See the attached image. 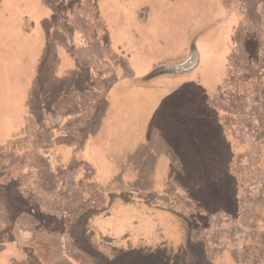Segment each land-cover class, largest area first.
<instances>
[{
    "label": "rangeland",
    "instance_id": "rangeland-1",
    "mask_svg": "<svg viewBox=\"0 0 264 264\" xmlns=\"http://www.w3.org/2000/svg\"><path fill=\"white\" fill-rule=\"evenodd\" d=\"M78 1L84 0H0V264H93L69 234L60 232L58 221L75 222L89 209L80 229L85 250L94 253L98 248L116 264H135L134 257L126 256L135 253L137 228L156 221L154 214L143 218L140 211L164 209L150 202L158 187L172 205L194 216L200 208L189 196L196 195L198 202L206 189L210 196L201 206L208 211L204 222L208 235L216 239L220 229L226 230L220 236L223 243L237 245L242 259L252 255V247H260L255 264H264V230L257 231L264 222L259 221L264 219V155L253 147L263 138L259 150L264 152V55L255 72L228 74L222 88L213 92L209 88L213 66L215 76L220 60L235 51L232 20H225L221 30L218 23L225 16L219 9L221 0H86L93 9L94 26V33L86 37L99 41V61L106 59L108 65L104 71L108 95L96 121L93 113L87 118L88 86L79 83L65 89L46 70L60 64L59 56L71 43L72 30L61 25V16ZM244 3L241 7L234 2L231 12L241 13L240 24L250 16L254 24H245L261 37L264 1L253 12L249 1ZM36 32L44 41L42 51L35 52L48 57L41 55L37 68L32 66L28 73L21 66L24 46L33 45L28 41L39 35ZM243 39L241 34V55ZM262 42L246 41L249 54L256 46L264 52ZM122 53L129 71L124 70ZM237 62L239 69H247L245 56ZM197 70L203 72L191 74ZM173 75L202 80L197 84ZM56 77L66 80L65 74L57 72ZM206 98H211L207 106ZM220 116L222 130L215 121ZM185 117L203 118L195 127L208 136H191L190 148L196 154L189 158L194 165L200 162L202 170L194 168L186 177L183 171L174 177L168 172L171 179L156 164L135 162L136 151L138 158L143 157L147 147L152 154L161 148L188 151L189 140L177 138V132L189 129ZM161 129L169 146L153 140ZM62 146H72L75 152L61 153ZM174 161L178 163L177 158ZM235 165L238 171L232 170ZM231 170L239 178L237 187L231 185ZM250 175L251 181L243 186L242 180ZM141 182L151 184L148 198L141 196ZM214 182L221 185L220 191L212 192ZM234 204L240 207L238 218L220 209L230 210ZM160 219L158 227L178 225L169 217ZM19 238L21 248L15 245Z\"/></svg>",
    "mask_w": 264,
    "mask_h": 264
},
{
    "label": "crops",
    "instance_id": "crops-1",
    "mask_svg": "<svg viewBox=\"0 0 264 264\" xmlns=\"http://www.w3.org/2000/svg\"><path fill=\"white\" fill-rule=\"evenodd\" d=\"M244 1H249V4L251 6L250 8L252 9V12H253V10H256V11L258 10L257 9L258 6H261L260 3L263 2L264 0H237V1H233V3L236 2L238 5L242 7V5L245 4ZM233 3H232V0L231 2L228 0H221L219 9L222 11L225 10L224 12L225 16L220 17L218 23L220 24V30H221V28L224 25H227V21L225 20H228V19L232 20L230 22L231 25H235V29L232 30V39L234 41L235 51H232L225 58L220 60V62L217 65V70L219 71V73H217L215 76H214V66H213L212 68L213 73L211 71L213 75L211 76L212 83L209 86V88L212 91H217L222 88L220 86L223 83H225L226 77L228 74H233V73L238 74L240 72H248V73L255 72V70L259 66V59L262 58V56L264 55V52L260 51V48L257 49V46H256V50L252 49L251 50L252 54H249L250 52L247 50V43L245 44V42L247 41V42H252L255 44L258 41H263L262 43H264V31L261 37H258L259 39L255 37L253 33H251L252 29L247 27L248 26L247 24L249 23L254 24V22L250 19V16L249 18H247V20H245V21H248L247 24H245V21L240 24L239 14L241 13H239L236 10V8L234 9L236 10L234 11V13L231 12ZM72 5L73 6L71 8L70 7L68 8V10L66 11V14L61 16L62 18L61 25H64V26L67 25L72 30L71 31V37H72L71 43L65 49L66 52L62 53L63 57L58 55L60 57V64L58 61V63L55 66L56 69L53 72H55L56 76H57V72L59 74L68 75V73H73V72L75 73L78 69H81L83 70L82 72L87 73L86 74L87 80L85 81V83H83L88 86L87 89H88V92H90L87 96V103H90V110L87 111V118H88V115H92L93 113L94 115H96V121H97L98 116H99L98 111H100V107L103 105L104 97L108 95V89H109L107 88L108 84L104 83V80L107 81L108 79V78L105 79V73H104V71L108 68V65L104 64V61L106 59L103 61V63L99 61V59L102 58L100 54L101 46H98L99 41L95 40V41L90 42L88 41L89 38L86 37L94 33V26L91 20V16H92L91 11L93 9H92L90 2L84 0L81 2L78 1L76 2V4H72ZM248 8L249 7H247L246 9L247 12H248ZM228 9H230V11H227ZM70 13H73L74 17L70 16ZM243 13H244V10H243ZM246 16H248V13ZM61 29L65 31L67 28L62 27ZM42 32L43 31H41V33ZM36 33L39 35H35L34 39H31L30 41H28V43L33 41V45L28 44L24 46L26 55H24V60L21 66L22 68L24 67L28 73L33 72L32 71L33 67L35 69L37 68L36 65L38 64V61L41 55L42 57H45V58L48 57V55L44 56L43 54H37V52H35V50L42 51L43 44L41 45V43H43L44 41L41 37V33L40 32H36ZM241 34L244 36V39L242 42L245 45L244 47L245 55L244 54L241 55L240 52H238V48L240 46L239 36ZM75 35H77L76 38H75ZM81 35L83 37H81ZM35 41H39V43L37 44L35 43ZM261 48H262V44H261ZM102 49L104 48L102 47ZM243 56H245L247 59V69L246 70L239 69L240 68L239 62H237ZM82 57H86L90 59V61L87 64H84L80 60V58L82 59ZM126 58H127L126 55L122 53L121 59L124 63V70L129 71L131 68ZM256 58L258 60V63L255 66ZM209 69H211L210 66L207 67V70ZM146 71L147 69L145 71H140L138 74L141 75ZM197 71L198 72L194 71V73L192 72L191 74H198L200 72H203L200 70H197ZM262 72H264V69ZM172 77L180 78V79H184L185 77L192 81H196L197 84H200L199 82L202 80L199 78L195 79V77L190 78V76L188 75H185V76L173 75ZM70 90L71 89H69V91ZM69 93H72V92H69ZM95 94L97 95L95 96ZM210 99L211 98H206L203 101V104L207 106V101L208 100L210 101ZM88 108L89 106L87 107V109ZM189 111L190 109L188 110V113L190 115ZM220 115H222V112L220 113ZM212 116H215V115H209V117H212ZM219 118L220 117H217L215 121H219ZM185 119L188 122L189 129L187 130V132H177V138H184L186 140H189L188 141V147H189L188 151L178 149L176 147L171 148V150H168L166 148H161L162 151L161 149L158 150L157 154L155 153L156 154L155 156V154H152L151 149L147 147L142 152V154H144L143 157L140 156L138 158L140 153L136 151V154L134 157L135 162H138L141 165L146 164V163L148 164L150 163L153 165L156 164L158 165L159 168L166 170L167 173L171 172L172 177L175 176V172L177 171H183L184 177H186L187 173L188 175H190L191 170L194 168L199 169V171L200 169L202 170L203 168L201 167L202 165L200 162L199 163L197 162V165L194 162L195 163L194 165L191 163L189 158L192 156V154H194V156L196 154L192 152L190 148L191 136L196 135L194 137H206L208 135L205 131H203L204 133H201L197 131L198 129H194L196 124H198V122H201L203 118L201 119L200 117H195V118H192L191 120V117H185ZM141 124L143 125V123ZM147 124L146 126L148 127ZM190 126H191V130H190ZM136 136L137 135L135 134L133 135V137H136ZM146 137L150 138L152 136H149L148 134V136ZM166 139H167V136L164 132H162V129L160 130L159 136L153 137V140H157L159 143L165 142L166 144H168V142L170 141ZM173 144H175V141L173 142ZM65 149H67V152L65 151ZM60 152L61 153L64 152L66 155H68V153L72 155L73 152H75V150L73 149L72 146H68V147L62 146ZM198 156L206 157V153H198ZM130 157L131 155L129 154L128 159ZM175 158H177L178 163H175L174 161ZM263 182H264V179H263ZM143 186H145V184L141 182V189H144L145 191H147L146 194L143 193L141 196H143L142 198H146L147 196L151 195V194L150 195L148 194L151 191L148 190L147 188L145 189ZM204 194H206V189L204 191ZM189 199H192V198L189 196ZM155 201L158 203L159 196H156L152 193V200L150 199V202L154 203L153 206H155ZM153 206L151 205L150 207L153 208ZM140 214L142 215L143 218H148L152 214H154L156 221L150 219L149 221H146L144 226H140L137 228V235H136L137 247L135 248L134 254H136L137 257H144L146 261L145 262L136 261V264H150L148 260L151 261V258H153L157 254L161 255L162 257H165L167 260L173 259L172 261L169 262V264H180V262L175 261V258L177 256L181 257V260L183 261L182 264H255V260L259 259L258 258L259 256L255 255V251L259 250L260 247L254 246L252 247V249L249 248L253 250L252 255L247 256L246 259H242L240 255L241 249H239L237 245H233L232 241H231V245L223 243V240L221 239L222 237L220 236L221 234H223L222 231L225 232L226 230L220 229L219 230L220 233L219 232L217 233L218 237L216 239L215 238L213 239L210 235H208L210 234V231H209L210 229L207 226L191 228L189 225L187 226L184 225L181 221V218H184V219L186 218L188 220L187 222H189V218L190 219L195 218V216L192 213H186L179 209L175 210V208H172V209L164 208L163 211L161 212L155 211V209L151 210V208L149 209L144 208L142 211H140ZM155 214H157L158 217ZM165 217H170L172 221L173 220L176 221L178 225L177 226L164 225V226L158 227L157 226L158 222L162 220L160 218H165ZM20 244H22V241L20 240V238L16 239L15 245L21 248ZM22 249H26V246L23 245ZM177 252H180V253H177ZM259 261H261V259ZM151 264H152V261H151Z\"/></svg>",
    "mask_w": 264,
    "mask_h": 264
},
{
    "label": "trees",
    "instance_id": "trees-1",
    "mask_svg": "<svg viewBox=\"0 0 264 264\" xmlns=\"http://www.w3.org/2000/svg\"><path fill=\"white\" fill-rule=\"evenodd\" d=\"M55 66L56 65L54 64V66L46 67V70L50 71L49 73H52L49 77L52 78L53 79L52 81L55 82V83H59L61 81V83L65 87V89L66 88H69V87H72L73 85H78L79 83L83 84L87 80L86 73L82 72L83 70H81V69H78L74 73V75H72V76L66 75V80L65 81L64 80H61V79H58L55 76V72H53L56 69ZM42 80L44 81V78H42ZM53 85L54 84L52 83V86L51 87H54ZM83 85H86V84H83ZM61 91L62 90H58V93H60ZM213 94H215V93H213ZM47 95H49V94H47ZM222 118L223 117L220 116L219 121H218V122H220V126H219V124H217V128L219 126L220 127V130H222V125H223V124H221V123H223ZM214 127H216V123H214ZM194 129H196V127ZM213 133H214V131H212V133L210 134L211 137L213 135L215 136V134H213ZM263 135H264V133L262 134V136ZM262 136H260V137H262ZM258 139L259 140L256 143H254V146L253 147L255 149H257L258 154L264 155V152H262V151L259 150V144L262 142V140H260V139H263V138H258ZM263 145H264V143H263ZM161 151H162V149H161ZM238 169H240V168L237 167L236 165H235V167L232 168V170H236V171H238ZM246 169L249 170L250 168H246ZM232 170H231V175L232 176H230V177L234 181L232 182L231 185L233 187H235V186L237 187L239 185V178H238L237 175H233V171ZM168 178H171L169 174H168ZM251 179H252V175H250V177H247V180L245 179L246 182H244L245 180L244 181L242 180L243 186L247 185L251 181ZM217 180H219V179H217ZM143 184H145L144 188L145 189L147 188L149 190V187L151 186V184H148V183H143ZM139 186L141 187V183L139 184ZM158 189L156 188V190H155L154 193L157 194V192H158V194H159ZM220 189H221V185L218 184V183H216V182H214V185L212 186V192L220 191ZM142 190H143V193H147V191H145L144 189H142ZM162 192H164V189H162ZM212 192L209 191V193H212ZM9 193H10V191H9ZM11 195L12 196H15V194H11ZM209 196H210V194H208V193L199 195V197L201 198L202 201L198 197L199 198L198 202H197L196 195L194 197H192V199H194V201H196L198 208H200L199 209V214H197V216H195V218H193V219H190L189 218V222H187L188 220L186 218L185 219L184 218H181V221H182V223L184 225H186V226L189 225L191 228L192 227L198 228V227L206 226V224L204 222H205V219L208 218V215L206 214V212H208V211H205L202 208L201 205L205 202V200L206 201L208 200V197ZM155 203H157V202H155ZM158 203H157L158 207H161L162 206V207L167 208V209L175 208V210H177V208L174 205H172V203L163 194L162 195L159 194V201H158ZM104 204H105V201L103 202V206H104ZM103 206H102V208H103ZM92 209H94V208H92ZM220 209L222 211L228 212L231 215V218L232 217L238 218V216H239V209H240L239 204H236V205L234 204L233 207L230 210H226L222 206L220 207ZM89 210H91V209H89ZM89 210H88V212H89ZM161 211H163V209L160 210V212ZM88 212L86 211V213L80 214L75 219L76 221L74 220L75 222H72L70 220H67L68 222L66 221L64 223L65 219L64 220L62 218L61 219H58V221H60V225H61L60 226V228H61V231L60 232L61 233H67V234H69L70 237H71V239H72V241L74 242L75 246L78 249L82 250L84 253H87L88 255H90V258L93 260L92 261L93 264H116V262H114L111 258L105 257L104 256V253H102L101 250L98 249V248L95 249V251H93L94 253H92V252L90 253V252H87V250H85V247L83 246L82 239H81L82 238V234L80 232L81 231L80 229H81L82 223L84 221L83 218H84L85 215H87ZM169 220H172V219L169 217ZM178 220H179V218H178ZM263 220L264 219L261 218L259 221L260 222H263ZM65 225L67 226V230L68 231L66 230ZM69 227H71V228H69ZM262 229L264 230V222H263V224H258L257 231L260 232V230H262ZM177 253H180V252H177ZM126 257H127V259H131L132 257H134L135 258V264H136V261H139V262H145L146 261V259L144 257H137L136 254H132V255H129V256H126ZM172 260L173 259L167 260L165 257H162L161 255H158V254L155 255L153 258H151L152 264H169V262L172 261ZM148 261L151 264V261L150 260H148ZM175 261L180 262V264L183 263V261L181 260V257H178V256L175 258Z\"/></svg>",
    "mask_w": 264,
    "mask_h": 264
}]
</instances>
